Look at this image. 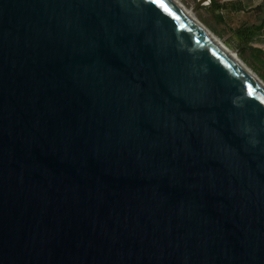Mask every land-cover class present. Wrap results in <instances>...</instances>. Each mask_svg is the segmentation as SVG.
I'll return each mask as SVG.
<instances>
[{"label": "water", "instance_id": "obj_1", "mask_svg": "<svg viewBox=\"0 0 264 264\" xmlns=\"http://www.w3.org/2000/svg\"><path fill=\"white\" fill-rule=\"evenodd\" d=\"M198 21L0 0V264H264V87Z\"/></svg>", "mask_w": 264, "mask_h": 264}, {"label": "rangeland", "instance_id": "obj_2", "mask_svg": "<svg viewBox=\"0 0 264 264\" xmlns=\"http://www.w3.org/2000/svg\"><path fill=\"white\" fill-rule=\"evenodd\" d=\"M179 1L194 11L196 18L235 51L240 59L264 81V30L255 31L256 33L253 34L244 31V26L248 24L245 22L247 19L231 11L217 9L208 0Z\"/></svg>", "mask_w": 264, "mask_h": 264}, {"label": "crops", "instance_id": "obj_3", "mask_svg": "<svg viewBox=\"0 0 264 264\" xmlns=\"http://www.w3.org/2000/svg\"><path fill=\"white\" fill-rule=\"evenodd\" d=\"M223 4L222 9L241 16L248 23L255 26L256 32L264 30V0H216ZM250 21V22H249ZM254 32V33H256Z\"/></svg>", "mask_w": 264, "mask_h": 264}, {"label": "bare ground", "instance_id": "obj_4", "mask_svg": "<svg viewBox=\"0 0 264 264\" xmlns=\"http://www.w3.org/2000/svg\"><path fill=\"white\" fill-rule=\"evenodd\" d=\"M177 3V5L187 14L189 17H191L193 20L198 21L196 16L194 15L193 11L185 7L183 3H181L179 0H173ZM199 22V21H198ZM202 24V23H201ZM203 26H205L203 24ZM207 32L211 35V37L217 42L219 46H221L228 54H230L237 62L251 75L256 81H258L263 87H264V81H262L258 75L255 74V72L249 68L238 56V54L233 51L226 43H224L216 34H214L209 28H207Z\"/></svg>", "mask_w": 264, "mask_h": 264}, {"label": "trees", "instance_id": "obj_5", "mask_svg": "<svg viewBox=\"0 0 264 264\" xmlns=\"http://www.w3.org/2000/svg\"><path fill=\"white\" fill-rule=\"evenodd\" d=\"M211 3L213 5V7L217 8V9H222V7H223V4H221L220 2H218L216 0H211ZM244 28H245V29H243L244 31L249 32L251 34H253L257 30V28L255 26L253 27V26H246L245 25Z\"/></svg>", "mask_w": 264, "mask_h": 264}, {"label": "snow or ice", "instance_id": "obj_6", "mask_svg": "<svg viewBox=\"0 0 264 264\" xmlns=\"http://www.w3.org/2000/svg\"><path fill=\"white\" fill-rule=\"evenodd\" d=\"M153 2H158V0H153Z\"/></svg>", "mask_w": 264, "mask_h": 264}]
</instances>
